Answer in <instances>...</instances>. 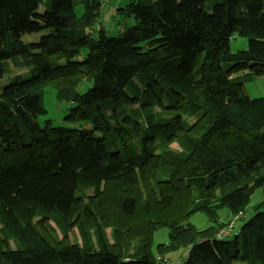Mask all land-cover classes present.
Segmentation results:
<instances>
[{
  "label": "trees",
  "instance_id": "obj_1",
  "mask_svg": "<svg viewBox=\"0 0 264 264\" xmlns=\"http://www.w3.org/2000/svg\"><path fill=\"white\" fill-rule=\"evenodd\" d=\"M206 2L129 0L112 36L103 0H0V264H264V97L232 76L264 75V0ZM46 88L73 126L39 125Z\"/></svg>",
  "mask_w": 264,
  "mask_h": 264
},
{
  "label": "rangeland",
  "instance_id": "obj_2",
  "mask_svg": "<svg viewBox=\"0 0 264 264\" xmlns=\"http://www.w3.org/2000/svg\"><path fill=\"white\" fill-rule=\"evenodd\" d=\"M216 2L217 0H207L206 3L208 4V7H211V5ZM128 3H129V0H109L108 3L102 6V10L96 22L95 29L98 30L99 28H103L104 30L106 29L110 35L112 36L116 35L118 33L119 23L126 22V25L129 24L128 18L117 12L118 9L124 8L125 5H127ZM75 12H76V15H80L82 13V6L80 4L75 6ZM46 32H47L46 30H41L38 32H33V33H26L23 35L22 40L24 42H34V41H37ZM246 47H247V39L245 37H242L239 35L230 40L229 48L231 52H235L237 50H244L246 49ZM23 70L24 69H21V70L17 69L16 72L17 73L22 72ZM232 76L233 78L236 79L237 83L240 85L242 89V92L248 98L264 97V75L257 76V75H252V74H244V71H241L238 73H234ZM7 78H8V73L2 75V77L0 78V87L5 85ZM42 78L44 81H46L47 79L45 75H43ZM86 85L88 86L89 83L83 82L82 84L78 86L77 91L81 93L85 92L87 89ZM40 100H41L42 106L47 110V114L45 116H40L37 118V122L39 123V125L43 126V123L46 119L51 120L54 126L68 127L72 125V124L64 122L63 118L67 114L68 109L72 107L73 104L57 101L55 98V91L53 88H46L43 94L41 95ZM157 110H160V108L157 107ZM192 120L193 119H189V122H192ZM170 147L173 151H176V152L180 151V148L177 146L175 142H172L170 144ZM142 188L143 186L137 185L136 187L135 186L131 187L130 191L137 194L138 192H140V190L144 189ZM207 198H210L209 194H207ZM262 200H264V188H259L252 194L248 210H251L252 206H254L255 204L259 203ZM85 202H86L85 200L81 199L79 201L80 206L82 207L83 203ZM244 214L246 215L247 213L245 212ZM244 214H238L237 216L238 219L244 216ZM218 215H219L218 220L223 221L225 223L229 219H231V216L228 217L227 210L225 208L219 210ZM238 219H236V221L233 220L234 223L232 225V228L236 226V222ZM189 221L195 227L200 228V229L206 227L210 223L209 220L207 219L206 214L202 211H198L190 215ZM109 228L110 227L106 228V233H107L108 239L111 242L113 240H112L111 232ZM232 228L230 229V232L233 230ZM56 234L59 239H63L61 234L58 231ZM75 238L77 239V241H79L77 232L74 229L73 233L69 234L68 241H71V242L75 241ZM167 239L168 237H167L166 229L158 228L153 235V244L151 248L152 251L153 252L155 251L156 244L163 243V242L165 243L167 242ZM133 245H134V242L131 243V246L129 247V249L125 250L126 256L130 255V253L132 252ZM162 257H165L166 259H168V262L170 261L172 263H174L173 261L177 259V256L173 255L172 253L164 255Z\"/></svg>",
  "mask_w": 264,
  "mask_h": 264
},
{
  "label": "built area",
  "instance_id": "obj_3",
  "mask_svg": "<svg viewBox=\"0 0 264 264\" xmlns=\"http://www.w3.org/2000/svg\"><path fill=\"white\" fill-rule=\"evenodd\" d=\"M109 0H103L104 5L108 2ZM232 228V224H229L225 229H223L220 232V237H225L230 234V229Z\"/></svg>",
  "mask_w": 264,
  "mask_h": 264
},
{
  "label": "crops",
  "instance_id": "obj_4",
  "mask_svg": "<svg viewBox=\"0 0 264 264\" xmlns=\"http://www.w3.org/2000/svg\"><path fill=\"white\" fill-rule=\"evenodd\" d=\"M108 3V2H107ZM128 20H129V24H132L133 23V19L132 18H129L128 17ZM125 21V20H124ZM126 24V22H123V23H119V28H118V31H121L122 30V27H123V25H125ZM128 24V25H129ZM106 30V29H105ZM107 31V30H106ZM108 32V31H107ZM42 74L43 75H45L46 74V72L45 71H43L42 70Z\"/></svg>",
  "mask_w": 264,
  "mask_h": 264
}]
</instances>
